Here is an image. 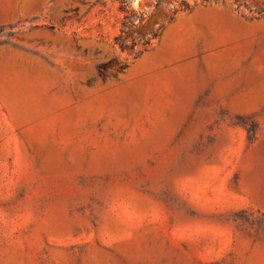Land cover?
<instances>
[{
    "label": "rangeland",
    "instance_id": "rangeland-1",
    "mask_svg": "<svg viewBox=\"0 0 264 264\" xmlns=\"http://www.w3.org/2000/svg\"><path fill=\"white\" fill-rule=\"evenodd\" d=\"M0 264H264V0H0Z\"/></svg>",
    "mask_w": 264,
    "mask_h": 264
},
{
    "label": "trees",
    "instance_id": "trees-1",
    "mask_svg": "<svg viewBox=\"0 0 264 264\" xmlns=\"http://www.w3.org/2000/svg\"><path fill=\"white\" fill-rule=\"evenodd\" d=\"M121 4V9H123V5L125 4V1H120ZM134 14L131 12L130 14H126V16L124 17V21L122 23V31H124V29L129 28L131 26V22L130 20L133 18Z\"/></svg>",
    "mask_w": 264,
    "mask_h": 264
}]
</instances>
